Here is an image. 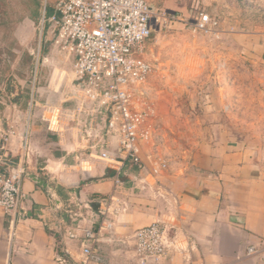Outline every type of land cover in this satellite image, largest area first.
<instances>
[{"label":"crops","instance_id":"1","mask_svg":"<svg viewBox=\"0 0 264 264\" xmlns=\"http://www.w3.org/2000/svg\"><path fill=\"white\" fill-rule=\"evenodd\" d=\"M252 45L264 63V35ZM54 46L37 50L40 78L25 105L16 92L0 99V137L9 132L5 144L0 139V154L27 169L25 212L15 218L0 207V264H79V239L67 233L97 228L101 200L110 196L111 228L99 237L102 264H264V251L246 254L249 245L264 248V161L240 160L218 146L189 168L171 171L138 169L119 159L116 147L110 152L117 159L100 158L84 132V96L73 67L50 56L65 63L72 57ZM152 222L169 228L177 249L141 263L126 243L136 228Z\"/></svg>","mask_w":264,"mask_h":264},{"label":"rangeland","instance_id":"2","mask_svg":"<svg viewBox=\"0 0 264 264\" xmlns=\"http://www.w3.org/2000/svg\"><path fill=\"white\" fill-rule=\"evenodd\" d=\"M146 1L162 17L143 48L152 70L143 93L133 96L146 112L139 140L144 164L186 169L216 146L240 160L263 162L264 63L252 41L264 35V0ZM42 5L0 0V99L16 92L22 106L40 78L38 48L56 45L51 24L42 23ZM200 13L215 21L209 30L192 25ZM50 57L73 67L72 60ZM130 239L126 244L133 249Z\"/></svg>","mask_w":264,"mask_h":264},{"label":"built area","instance_id":"3","mask_svg":"<svg viewBox=\"0 0 264 264\" xmlns=\"http://www.w3.org/2000/svg\"><path fill=\"white\" fill-rule=\"evenodd\" d=\"M42 23L51 24L55 31L54 43L72 57L75 81L83 91L85 113L83 126L94 142L102 159H117L111 154L116 147L119 159L138 169L145 164L139 154L141 127L146 112L134 104V92L144 91L152 65L143 55L145 41L150 36L161 14L149 10L146 0H42ZM52 5V12L47 7ZM199 30H209L215 21L207 13L192 20ZM9 132L1 135V143L8 141ZM25 142L23 146H25ZM165 164L153 168L157 172ZM27 169L20 160H11L0 154V207L6 214L17 218L25 212L27 194L22 180ZM113 197L102 198L101 223L97 228L86 227L68 231L70 238H78L82 261L79 264H102L100 231H109L110 203ZM133 254L141 263L157 259L177 249L169 228L160 222L136 228L132 233ZM258 253L249 245L247 255ZM60 263L66 260L58 258Z\"/></svg>","mask_w":264,"mask_h":264},{"label":"water","instance_id":"4","mask_svg":"<svg viewBox=\"0 0 264 264\" xmlns=\"http://www.w3.org/2000/svg\"><path fill=\"white\" fill-rule=\"evenodd\" d=\"M155 9V7L152 5V4H149V10L150 11H153ZM28 176L34 181L36 182L38 185L44 187V188H51L47 182L45 180H43L42 178L40 177H37V176H34L33 174H28ZM58 202V201H57ZM58 204V203H57ZM58 218V217H57Z\"/></svg>","mask_w":264,"mask_h":264}]
</instances>
